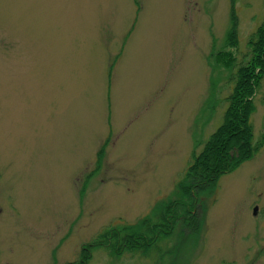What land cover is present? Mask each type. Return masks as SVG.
I'll list each match as a JSON object with an SVG mask.
<instances>
[{"label":"rangeland","instance_id":"rangeland-1","mask_svg":"<svg viewBox=\"0 0 264 264\" xmlns=\"http://www.w3.org/2000/svg\"><path fill=\"white\" fill-rule=\"evenodd\" d=\"M263 12L264 0H0V264H66L110 228L154 223L220 124ZM252 104L256 142L264 77ZM209 197L194 238L176 227L144 252L95 248L88 264H264V144Z\"/></svg>","mask_w":264,"mask_h":264},{"label":"trees","instance_id":"trees-1","mask_svg":"<svg viewBox=\"0 0 264 264\" xmlns=\"http://www.w3.org/2000/svg\"><path fill=\"white\" fill-rule=\"evenodd\" d=\"M234 1L229 0L230 3ZM233 16L230 18L232 25L235 23ZM233 33L234 26L223 48H236L237 41ZM246 47V59V55L243 56L241 64L230 74L232 87L224 98L226 106L221 122L209 134L200 151L192 153L183 177L176 184L175 199H167L159 204L154 223L142 218L138 223V231L126 226L110 228L98 234L89 244L81 245L77 259L66 264H88L91 251L95 248L117 256L124 251L144 252L157 241L169 237L176 227L178 234L185 232L184 235L189 239L197 235L202 227L201 217L195 212L196 207L201 206L200 197L207 195L210 198L216 190L218 179L252 159L264 144L263 136L253 142L249 123L253 112L252 97L264 77V12L259 25L247 37ZM234 60L229 51L221 50L214 55L215 63L225 69H231ZM101 155L102 151L99 150L96 160L98 165Z\"/></svg>","mask_w":264,"mask_h":264},{"label":"water","instance_id":"water-1","mask_svg":"<svg viewBox=\"0 0 264 264\" xmlns=\"http://www.w3.org/2000/svg\"><path fill=\"white\" fill-rule=\"evenodd\" d=\"M253 211H255V209H253Z\"/></svg>","mask_w":264,"mask_h":264}]
</instances>
